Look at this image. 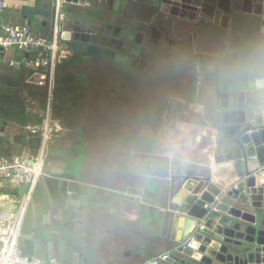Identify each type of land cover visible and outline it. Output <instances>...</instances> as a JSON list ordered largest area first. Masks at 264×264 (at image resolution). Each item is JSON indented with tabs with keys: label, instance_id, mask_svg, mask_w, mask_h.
Returning <instances> with one entry per match:
<instances>
[{
	"label": "crops",
	"instance_id": "obj_1",
	"mask_svg": "<svg viewBox=\"0 0 264 264\" xmlns=\"http://www.w3.org/2000/svg\"><path fill=\"white\" fill-rule=\"evenodd\" d=\"M6 1L5 23L50 34L58 0ZM60 5L62 22L63 0ZM172 36L170 54L158 53L141 69L99 66L81 56L85 65H98L96 72L116 69L133 77H103L95 86L98 79L80 71V78L57 84L51 110L27 56L0 55V153L46 156L24 228L26 256L61 264H144L188 240L180 211L192 192L239 182L236 162L225 159L226 138L209 111L207 88L218 71L221 81L264 82V18L240 14L210 24L195 40L186 39L185 50L176 45L183 36ZM106 96L113 98L99 106ZM47 111L53 132L44 145L27 128L44 124ZM108 116L112 125L100 126ZM255 117L264 122V107ZM62 119H69V129ZM255 180L264 184V174ZM11 189L25 191L17 184Z\"/></svg>",
	"mask_w": 264,
	"mask_h": 264
},
{
	"label": "water",
	"instance_id": "obj_2",
	"mask_svg": "<svg viewBox=\"0 0 264 264\" xmlns=\"http://www.w3.org/2000/svg\"><path fill=\"white\" fill-rule=\"evenodd\" d=\"M63 1L86 10L69 12V21L60 22L62 50L139 69L147 64L143 57L155 32L193 41L196 33L224 19L240 14L264 18V0ZM222 75L218 71L207 88L209 111L226 138L225 159L236 162L241 177L224 188L208 184L191 193L180 214L183 238L193 229L194 242L186 248L173 246L165 264H264V184L255 180L264 174V122L255 117L264 107V82L221 81Z\"/></svg>",
	"mask_w": 264,
	"mask_h": 264
},
{
	"label": "built area",
	"instance_id": "obj_3",
	"mask_svg": "<svg viewBox=\"0 0 264 264\" xmlns=\"http://www.w3.org/2000/svg\"><path fill=\"white\" fill-rule=\"evenodd\" d=\"M60 0L57 1L53 28L47 37H42L28 25L15 27L4 22L3 14L7 1L0 0V55L16 50L27 56V66L33 77H39V86L48 91V110H51L55 90L56 71L66 57L60 47ZM40 126L28 127L32 135L40 136L44 145L49 143L53 132L51 120ZM43 153L23 152L18 154L0 153V264H61L56 260L42 261L26 256L22 251V239L27 218L33 206V190L36 182L44 175L46 158ZM13 184L25 188L15 194ZM196 233L191 234L179 248L191 247ZM172 251L166 252L144 264H165Z\"/></svg>",
	"mask_w": 264,
	"mask_h": 264
},
{
	"label": "rangeland",
	"instance_id": "obj_4",
	"mask_svg": "<svg viewBox=\"0 0 264 264\" xmlns=\"http://www.w3.org/2000/svg\"><path fill=\"white\" fill-rule=\"evenodd\" d=\"M77 7L76 6H71V5H67V4H65V7H64V14H65V17H66V19H67V21H69V19H70V14H69V12H72V11H74L75 9H76ZM83 10H86V8L85 9H83ZM90 10H93V11H96V9L94 8V9H89V10H87V11H90ZM73 54L74 53H72V52H69V51H66V53H65V57H66V59H65V61H64V63L66 62L67 64H64L63 65V63L61 64V65H59L58 66V69H57V71H56V78H55V87L57 86V84H66V82L68 81H73L74 80V78H80V76H79V72L80 71H82L83 73H88L89 75H88V77H90V79L91 78H96V79H98L97 81L98 82H94V85L96 86V85H98V84H100V80H102V78L104 77L105 79L106 78H109L110 77V79H114V80H117L118 78H122V77H126V78H131V77H133L132 75H128L127 73H122V74H118L119 73V71H117L116 69L114 70V71H107L105 74L101 71V69L99 70V71H95L96 69V66H98V65H96L95 63L94 64H84L85 62H86V60H84L83 59V61L81 60L82 58H80L81 56L80 55H75L74 54V56H73ZM72 68V69H71ZM71 69V70H70ZM69 71L70 70V72L71 73H69L68 72V75H65V74H63L65 71ZM96 72V73H95ZM94 75V76H93ZM124 75V76H123ZM112 76H114V77H112ZM122 76V77H121ZM68 77V78H67ZM61 89V88H60ZM132 90H133V87H127V89H126V94L128 95V93H131L132 94ZM99 93V92H98ZM59 96V95H58ZM112 96V95H111ZM108 97V96H106L105 97V99H98V101L100 102L99 103V106H101V105H104V103H105V101H110L113 97ZM131 99L133 100V98L131 97ZM60 101V98L58 99V102ZM103 101V102H102ZM59 104H60V102H59ZM130 105V109L129 110H133V109H131V108H133V106H135L133 103H130L129 104ZM109 106V105H108ZM108 110V109H107ZM60 114H61V112H59ZM108 115V113L106 112V116ZM60 116V115H59ZM57 119H60L59 117H57ZM61 120V119H60ZM68 120V122H66ZM104 121H103V123L101 122V121H99L98 123H99V125L100 126H102V125H106V127H109V126H111L112 125V123L111 122H113L115 119H111L109 116H108V118H105V119H103ZM62 121H63V123H62V125L66 128V129H69L70 127H68V125L70 124V122H69V119H66V120H64V119H62ZM65 122V123H64ZM67 126V127H66ZM69 139V138H68Z\"/></svg>",
	"mask_w": 264,
	"mask_h": 264
},
{
	"label": "flooded vegetation",
	"instance_id": "obj_5",
	"mask_svg": "<svg viewBox=\"0 0 264 264\" xmlns=\"http://www.w3.org/2000/svg\"><path fill=\"white\" fill-rule=\"evenodd\" d=\"M198 34L199 33H196V35L193 36L194 40H195V37H197ZM187 38H190V37H188V36L186 38L183 37V39L178 41L176 45H178L180 47L182 46V48L185 50V47L187 45V42L185 43V41H186ZM148 40H149V42H151L150 47L147 48V51H149V52L147 53V55H145L143 57V59L147 62V64H148L149 60H151L150 58L154 59L157 56L158 53L163 52V55L165 56V55L170 54V51L173 50L174 44H173V36H172V34L169 35V37H165L164 38V37H161V35L158 32H155L153 34V36L150 37V39H148ZM189 40L191 41V39H189ZM86 58H90L91 59V57H86ZM92 59H95V60L101 62L99 64V66H101V64L103 65L104 63H108V62L109 63H114V62H110V61H107V60H104V59H101V58H92ZM97 67L98 66H96V68Z\"/></svg>",
	"mask_w": 264,
	"mask_h": 264
},
{
	"label": "bare ground",
	"instance_id": "obj_6",
	"mask_svg": "<svg viewBox=\"0 0 264 264\" xmlns=\"http://www.w3.org/2000/svg\"><path fill=\"white\" fill-rule=\"evenodd\" d=\"M104 4V3H103Z\"/></svg>",
	"mask_w": 264,
	"mask_h": 264
}]
</instances>
